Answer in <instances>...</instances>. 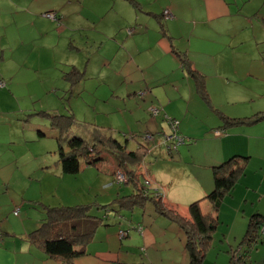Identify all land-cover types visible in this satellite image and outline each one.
<instances>
[{
    "label": "crops",
    "instance_id": "0c3cea01",
    "mask_svg": "<svg viewBox=\"0 0 264 264\" xmlns=\"http://www.w3.org/2000/svg\"><path fill=\"white\" fill-rule=\"evenodd\" d=\"M157 5H162L161 11L156 10ZM167 9L172 14L170 19L163 17ZM45 12H55L59 22L43 17ZM59 14L63 15L65 25L56 29L61 24ZM0 24L4 32L13 28L20 36L23 31L29 40L27 49H32L19 65L24 69L33 68L35 64L29 62L56 63L54 41L71 40L67 55L71 62L67 66L82 78L74 85L65 80L69 85L67 91L74 92L84 108L102 114L104 119L111 115L115 121L107 120L93 130H85L87 136L72 125L73 134L88 139L98 128L119 130L115 126L123 124L132 132L129 135L143 128L158 132L164 125L162 121L167 123L164 117L177 119L180 133L191 142L182 148L178 146L171 154L157 148L148 154V166L144 161L137 167L131 164L127 167L140 175L139 185L149 179L152 186H162L165 205L181 216H189L187 207L196 200H201V212L209 213L211 204L203 197L213 189V168L232 156L246 157L241 161L245 163L242 176L215 215L218 224L201 262L237 264L231 261V251L243 250L241 243L250 217L258 214L264 218V120L225 128L221 125L222 117L251 116L264 103L243 99L246 96L243 94L233 111L226 109L232 99L230 92L245 91L239 86H228L239 80L234 76H251L253 72L251 63L241 69L235 66L246 60L245 46L257 38L264 42V0H0ZM258 27L259 37L254 38L253 29ZM115 30L119 31L115 34ZM75 35L84 39L75 44ZM1 43H6V47ZM23 43L18 39L16 45L21 47ZM14 45L0 38L1 60L16 63ZM50 49L51 55L43 54ZM181 59H186L203 76L204 92H197ZM207 67L210 71H206ZM14 77L15 73L12 81ZM92 79L96 81L93 85ZM137 92H143L140 98ZM111 100L109 105L107 102ZM151 107L157 109L155 116L149 112ZM125 115L132 118L131 123ZM117 118L122 120L121 125L116 123ZM46 130L54 138L62 137L51 121L49 130L44 126L38 131L46 135ZM167 132L163 129L159 135ZM125 147L135 146L129 148L125 144ZM110 163L104 168L107 171H101L110 173L112 178L116 159L112 158ZM140 166H144L142 171ZM158 167L162 172L154 171ZM96 170L101 175L97 166H85L73 179ZM51 175L49 182L54 184L55 191L63 188L69 177L58 171ZM124 185L128 186L124 188L127 194H121L122 197L137 192L133 183ZM48 204L41 207L43 214L46 206H59ZM26 205L23 200L14 205L11 199L7 204L9 212L0 213V264H189L183 231L174 221L158 214L150 200L135 206L140 210H133L134 216L116 212L106 217V226L96 230L84 254L72 260L50 257L31 242L29 233L40 225L44 215L38 219L33 216L38 214L28 209L25 214L33 218H22L20 212ZM136 226H142L143 230L139 232ZM128 228L133 230L120 238L118 231ZM244 264H264V239L250 249Z\"/></svg>",
    "mask_w": 264,
    "mask_h": 264
},
{
    "label": "rangeland",
    "instance_id": "374dc122",
    "mask_svg": "<svg viewBox=\"0 0 264 264\" xmlns=\"http://www.w3.org/2000/svg\"><path fill=\"white\" fill-rule=\"evenodd\" d=\"M161 7L162 5H157L156 10L161 11ZM59 15L61 16V24L56 25V29H58L57 26L61 27V25H65L63 15ZM248 30H250V27H248ZM63 31L66 32V30ZM118 31L119 30H115L114 33L116 34ZM253 32L254 38L259 37V27L258 29L254 28ZM23 33L24 32L21 31V35L17 36L13 28H11L10 32L6 33L3 31L0 24V38H3V42L6 39L15 44L13 53L16 61L15 63L12 60L0 59V82L4 83V86L0 87V213L6 214L9 212V210H7V204L12 199L14 200V205H17L22 200L27 203L25 209H22L20 212L22 218H33L25 214V211L28 209L38 214H34L33 216L38 217V219L42 218L44 214L41 207L48 203H50V205L60 206H68L65 203H86L102 208H98L96 212L103 214V211L107 210L105 211L107 217L116 212H120L123 216H134L135 213L133 210L139 212L140 208L133 207L132 210L128 211L126 208H120L118 206V199L122 197L121 194H127L124 188L128 187L124 185L127 182L116 183L115 175L121 174L119 171L120 168L116 166V168L119 169H115V174H112V178L110 173L102 172L107 171L104 168H106L108 164H111L112 158H115V156L113 157V154L108 151H103L105 156L103 163L99 162L96 165L100 169L101 175L97 170L85 174L83 178L73 179L74 175H69V177H67L68 179H65L63 182V188L60 187L56 191L54 190V184L49 182L48 176H50V174H52L51 176H55L54 174L56 171L59 173L61 172L59 166L56 165V160L58 158L56 152L58 147L56 138L47 130L48 133L43 137L38 136L37 133L38 130H41L44 126H46V129H50V120L48 117L42 116V111H49L50 114H54L55 111V113L60 114H73V128L85 136H87L85 130H93L95 126H99L107 120L112 122L115 121L111 115H109V117L105 116L106 118L104 119L102 114L92 113L94 110L91 108H84L81 101L75 99L76 96L74 92L71 93L70 90L67 91L69 85L64 79L66 78L64 74H69L70 72L67 62H71V58L67 55L69 53L68 47L71 40H67L64 43L57 40L54 41V53H56L58 59L56 63L49 61L41 65L36 64V62H29L35 64L33 68L27 67V69H24L19 65L29 54L32 47L27 49L30 42L25 39ZM18 39L24 41V43L20 45L21 47L16 45ZM83 39V37L75 35V44ZM255 41L256 42H250L245 46L246 60L235 64V66H240L241 69L245 67L244 64L251 63L253 72H251V76H234L235 78L238 77L236 79L239 80L228 85L230 87L239 86L245 89L244 93L242 91L229 93L232 96V99L228 100V104H226V109L229 111L234 110L233 108L237 104L236 101L238 98L243 97V94L246 95L243 99H249L251 102L264 100V42L259 38L255 39ZM1 46L6 47V43H1ZM52 52L53 51L50 49L48 51H43V54H48L49 56ZM5 53L7 57V51ZM92 63L94 62L91 61V64ZM212 63L215 64L216 62ZM206 71H210V68L207 67ZM14 73L15 77L12 81V75ZM95 82L96 81L93 79L90 81L92 85ZM142 93L143 92H137L136 96L140 98ZM112 102L111 100L107 103L111 105ZM261 109H264V103L260 104L256 110L258 111ZM147 113L148 112H146V114ZM148 114L147 116L151 117ZM125 117L129 123L132 122L130 116L125 115ZM170 119H172V121L177 120L175 118ZM164 120L169 124L170 129H172L169 123L172 121H169L167 117H164ZM119 122H122V120L117 118L116 123L119 124ZM162 122L164 125L161 129L159 128L158 132L160 133L164 129V132L168 131L167 133H169L167 123L164 121ZM123 126H115L119 130H112V128L108 127L112 131L102 128L98 129L104 132H113L115 138L121 142H124V133H128L129 138L126 144L130 145L129 148L134 147L140 142L151 150L149 154L157 148H163L169 154L175 152V150L167 151L166 149V146L169 144L165 138L167 133H162L161 136L154 130L143 128L133 130L134 135L131 137L129 133L132 132L125 128L127 124H123ZM148 134L152 136L151 139L146 138ZM180 146L182 148L185 145ZM149 156L150 155H147V157ZM147 157L144 159L145 166H148ZM80 164L84 166V161H82V159H80ZM162 168L165 169L164 167ZM139 169L142 171L144 166H140ZM120 170L123 171L122 169ZM155 170L162 172L160 167L154 169V171ZM170 170L174 173L176 172L174 169ZM123 176L124 180H127L126 175L123 174ZM145 180L147 182H143V187L146 189L149 188L146 192L153 195L158 193V195L163 198L164 188L160 185L152 186L149 179ZM120 188H122V190H120ZM51 193H54L52 194L53 196H51ZM74 193L79 194L74 195ZM77 196L79 199H77ZM61 201H63L64 204H62ZM103 207H107V209H103ZM145 207H148V203ZM157 213L159 214V212ZM105 221L106 219H103V226H106V224H104ZM107 227H111V225L108 226L107 224ZM137 227L143 230L142 226H136L135 229ZM131 229L132 228H128L124 230L128 233ZM241 253L242 251L239 256L235 258L237 264L241 262Z\"/></svg>",
    "mask_w": 264,
    "mask_h": 264
},
{
    "label": "trees",
    "instance_id": "16d2710c",
    "mask_svg": "<svg viewBox=\"0 0 264 264\" xmlns=\"http://www.w3.org/2000/svg\"><path fill=\"white\" fill-rule=\"evenodd\" d=\"M181 63L187 73L193 78L197 92H204L203 76L195 69H192L191 64L186 59H181ZM65 76L66 78L64 79L71 85L76 84L82 78V75L78 76L75 70H71ZM42 116L48 117L51 124L56 126L62 135V137H56L58 144L56 163L60 168L61 174L76 175L85 166H96L97 163H101L103 150L111 152L116 158L117 167L124 171L122 172L127 177V184L133 183L137 191L135 194L118 199V206L131 210L133 207L141 205L144 201L150 200L159 214L174 221L183 231L189 264H201L205 252L211 245L213 234L218 224L215 215L223 199L230 194L242 176L245 170V163L241 161H244L246 157L232 156L219 166L214 167L213 189L203 197L211 204L210 212L203 214L199 206L201 200H196L188 205L189 216L184 217L169 209L158 193L153 195L146 192L149 188L146 189L139 185L140 178L139 175L135 174L136 170L128 169V164L136 167L143 164L145 157L151 151L146 145L139 142L133 149H128L125 147V141L129 138L128 133H124L125 141L121 142L115 138L113 132L100 130H95L92 137L85 139L72 133V114H50L42 111ZM222 120L223 125H221V128L239 124H252L264 120V109L251 116L238 118L222 117ZM179 125L175 127L177 133L185 137L180 133ZM38 136L43 137L45 134L38 131ZM130 136L132 137V135ZM149 138L151 139L152 136ZM187 143L189 141L184 144ZM80 159L84 161V166H81ZM144 182L147 181L145 180ZM98 208L102 209L91 204L46 206L40 225L29 233V238L35 246L40 247L50 257L72 260L76 256L84 254L85 247L92 241L96 230L103 226V219L107 217L105 214L107 210L103 211L102 214L96 212ZM103 209H107V207H103ZM17 210H14V214H17ZM262 226H264V218L262 216L254 214L250 217L241 243L243 245V247L241 246L243 249L241 262L243 264L246 262L250 249L264 239V233L260 231ZM231 261L233 262V257H231Z\"/></svg>",
    "mask_w": 264,
    "mask_h": 264
},
{
    "label": "built area",
    "instance_id": "2783aa9c",
    "mask_svg": "<svg viewBox=\"0 0 264 264\" xmlns=\"http://www.w3.org/2000/svg\"><path fill=\"white\" fill-rule=\"evenodd\" d=\"M43 17L45 18H48L54 22H59V17L58 15L55 13V12H45L42 14ZM163 17L167 18V19H170L172 18V14L171 12L167 9V10H164L163 11ZM131 30H128V34H131ZM4 86V83L3 82H0V87H3ZM149 112L151 113V115H155L157 113V111L155 109H150ZM176 123L177 122H172V129H171V132L169 133V135H167L165 138L166 140L168 141V145L166 146V149L167 151H170V150H176L177 146H180L182 144H184L186 141H191L189 140L188 138L186 137H182L179 135V133H177V129L175 128L176 127ZM218 131H215V134H217ZM151 137V135H147L146 138H149ZM120 171V170H119ZM121 174H117L115 175V178H116V183H120V182H126L127 180H124V176H123V172L120 171ZM115 174V172H114ZM137 230L139 232H141V228L137 227ZM260 231H262V233H264V226H262L260 228ZM127 235V232L125 230H119L118 231V236L120 238L124 237ZM240 254V251H237V250H232L231 251V257H233V260L235 261V258L238 257Z\"/></svg>",
    "mask_w": 264,
    "mask_h": 264
},
{
    "label": "bare ground",
    "instance_id": "6f19581e",
    "mask_svg": "<svg viewBox=\"0 0 264 264\" xmlns=\"http://www.w3.org/2000/svg\"><path fill=\"white\" fill-rule=\"evenodd\" d=\"M150 109H155V110L157 111V109L154 108V107L149 108V110H150ZM150 114H151V113H150ZM156 114H157V113H156ZM156 114H155V115H156ZM155 115H152V116H155ZM167 119H168L169 121H172V119H170V118H167ZM172 122H177V121L174 120V121H172ZM176 126H177V123H176ZM161 136H162V134H161Z\"/></svg>",
    "mask_w": 264,
    "mask_h": 264
}]
</instances>
